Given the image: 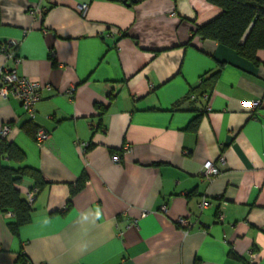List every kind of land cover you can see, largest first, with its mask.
Wrapping results in <instances>:
<instances>
[{
	"label": "crops",
	"instance_id": "0c3cea01",
	"mask_svg": "<svg viewBox=\"0 0 264 264\" xmlns=\"http://www.w3.org/2000/svg\"><path fill=\"white\" fill-rule=\"evenodd\" d=\"M220 11L208 0H0V43L17 42L0 66L50 85L33 119L0 96V139L7 124L25 155L4 163L43 181L16 233L0 209V264H264V49L256 64L194 34ZM29 121L48 132L41 144ZM36 186L25 176L18 188L25 198Z\"/></svg>",
	"mask_w": 264,
	"mask_h": 264
},
{
	"label": "trees",
	"instance_id": "16d2710c",
	"mask_svg": "<svg viewBox=\"0 0 264 264\" xmlns=\"http://www.w3.org/2000/svg\"><path fill=\"white\" fill-rule=\"evenodd\" d=\"M220 7V13L211 20L198 25L194 34L203 39H211L234 49L237 54L257 64L256 52L264 49V0H208ZM197 119L190 128L195 129ZM23 130L34 137L37 127L32 121L22 126ZM24 152L7 138L0 139V209L10 211L14 221L9 228L16 233L18 228L30 220L32 206L21 196L18 188L23 177H32L36 187L43 184L38 170L21 164L11 166L4 162L22 163ZM86 175L82 174L71 194L84 187Z\"/></svg>",
	"mask_w": 264,
	"mask_h": 264
},
{
	"label": "built area",
	"instance_id": "2783aa9c",
	"mask_svg": "<svg viewBox=\"0 0 264 264\" xmlns=\"http://www.w3.org/2000/svg\"><path fill=\"white\" fill-rule=\"evenodd\" d=\"M59 2H64L65 0H58ZM123 2H137L140 0H121ZM78 12L83 16L87 11V3H80L77 5ZM30 13L33 15H40L42 10L38 7L31 8ZM17 42L15 40H6L3 43H0V53H2L6 58L14 57V49L16 47ZM44 89H50L49 84H42L39 81L32 80L24 75H19L15 68L8 67L6 65L0 66V96L2 98H7V96L14 97L24 109L25 114L29 119H33L35 116V105L42 98V91ZM72 90H68L67 93L71 94ZM259 105V100H253L250 102V107L255 108ZM9 132V126L4 124L1 128V136L6 137ZM48 132L43 128H37L35 132V141L38 144H41L47 137ZM78 146L84 154L87 151L88 143L79 142ZM129 146L125 144L122 150H128ZM113 161L120 160V154L116 153L112 156ZM219 169L214 165L212 161H206L203 164V168L201 174L203 178L207 181H211L216 175H218ZM38 188L33 187L26 191V201L29 205H32L34 198L36 196ZM209 202L206 198H202L197 206L199 210H202L204 207L208 206ZM162 211L166 210V206L162 205L160 208ZM145 213V212H143ZM176 225L187 231L191 228L192 224L186 217H180L176 220ZM250 257L252 259L255 258V254H251ZM25 264H30L26 261Z\"/></svg>",
	"mask_w": 264,
	"mask_h": 264
}]
</instances>
